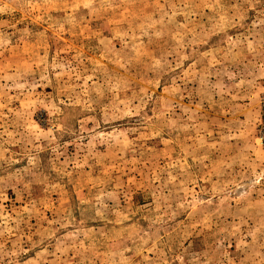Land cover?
Listing matches in <instances>:
<instances>
[{
  "label": "rangeland",
  "instance_id": "1",
  "mask_svg": "<svg viewBox=\"0 0 264 264\" xmlns=\"http://www.w3.org/2000/svg\"><path fill=\"white\" fill-rule=\"evenodd\" d=\"M0 264H264V0H0Z\"/></svg>",
  "mask_w": 264,
  "mask_h": 264
}]
</instances>
